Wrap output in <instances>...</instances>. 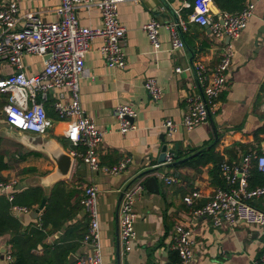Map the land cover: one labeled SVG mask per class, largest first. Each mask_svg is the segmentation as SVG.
Returning <instances> with one entry per match:
<instances>
[{
    "label": "crops",
    "instance_id": "0c3cea01",
    "mask_svg": "<svg viewBox=\"0 0 264 264\" xmlns=\"http://www.w3.org/2000/svg\"><path fill=\"white\" fill-rule=\"evenodd\" d=\"M13 1L20 17L34 12L41 22L58 20L56 9L60 0ZM249 2L255 6L253 16L239 38L229 41L228 38L215 39L208 28L190 21L194 0H125L118 6V20L126 31L123 69L108 68L100 53L103 39L91 40L84 58L86 75L79 81V102L84 114L102 132L98 147L100 164L111 167L125 159L130 160L117 176L92 172L81 158L74 157L68 178L51 183L47 180L55 173L56 166L42 150L46 148L44 139L54 142L69 155L82 151L67 141L65 123L58 120L53 109L55 101L66 103L69 100L67 89L38 97L52 124L43 136L25 133L19 138L8 130L0 117V165L6 166L0 169V183H15L6 193L0 190V209L6 213L0 210V220L10 217L20 225L21 231L28 232L39 226L41 216L50 209L49 233L30 251L33 256L41 258L60 244L69 247L63 264H76L80 257L89 254V247L82 243L88 220L79 204L87 186H95L99 192V244L103 264H173L174 227L178 224L186 226L192 233L194 255L191 264H254L264 256V226L241 223L234 227H214L209 218L193 217V211L202 208L217 190L228 189L221 175V164L238 166L243 156L259 155L264 146V0H244L243 7ZM211 6L219 13L236 14V11H222L214 1ZM211 14L213 20L219 21L217 15ZM76 17L81 27H101V15L95 7L77 9ZM151 21L161 24L158 49L151 46L142 29ZM177 22L186 26L185 30L179 31L185 45L181 50L172 49L170 33L165 28ZM17 26H24L22 18ZM229 43L233 45L234 55L216 110L207 122L187 131L181 121L186 112L185 97L197 84L194 67L202 64L206 70H214ZM46 60V57L25 55L22 61L24 73L37 75ZM177 68L180 73L175 72ZM12 72L11 66L0 60V77ZM149 78H153L162 90L158 101H153L144 88ZM120 104L132 106L137 113L132 120L135 129L125 134L119 132L112 113ZM167 120L178 125L171 137L165 133ZM54 136L61 138L63 143ZM164 147L179 153L183 157L180 160L199 154L188 159L192 161L187 165L162 168L135 180L141 173L160 166L157 160ZM211 149L220 158L219 164H214L208 155ZM80 164L85 165L83 170L78 168ZM253 166L254 161L249 176ZM172 175H176L177 180L167 186L162 177ZM151 176L157 182L159 194H152L145 188L144 182ZM137 181L144 185V191L134 205L137 239L130 250L125 251L118 232L119 198ZM31 188H40L47 198L37 218L33 219L31 213L41 203L27 212L13 209L25 207L11 206V216H8L3 200L12 195L21 203L24 201L22 194ZM193 192L199 197L193 205H186L183 198ZM252 205L264 210V198L254 200ZM12 236L13 233L8 231L0 234V264L13 261L9 263L5 258ZM73 245L76 247L71 250ZM69 256H73L70 263Z\"/></svg>",
    "mask_w": 264,
    "mask_h": 264
},
{
    "label": "built area",
    "instance_id": "2783aa9c",
    "mask_svg": "<svg viewBox=\"0 0 264 264\" xmlns=\"http://www.w3.org/2000/svg\"><path fill=\"white\" fill-rule=\"evenodd\" d=\"M214 0H194L193 14L190 21L206 27L215 39L228 38L235 41L239 38L245 25L253 16L255 6L247 3L236 14L218 13L222 22L213 20L211 5ZM125 0H60L56 9V22H41L34 12L19 15L17 4L13 0H0V60L6 61L12 68L11 75L0 77V117L5 126L18 132L45 135L52 127L46 115L43 103L38 100L40 95L67 89L69 100L66 103L55 101L53 109L59 121L65 123V138L74 148L81 152H71V156L81 158L92 172H102L109 176H117L129 163L125 159L117 165L105 167L100 164L98 147L102 132L94 121L88 118L79 102V81L86 75L84 58L89 44L94 38H102L104 43L100 53L106 66L110 69L125 67V28L118 20V6ZM3 3V5H2ZM95 7L101 15L100 28H87L78 25L76 11L79 8ZM22 18L24 26L18 28ZM185 23L169 24L173 50L184 49L185 45L179 35L185 30ZM161 24L151 21L143 26L151 46L159 47V30ZM25 55L46 57L43 69L37 75L27 76L23 71ZM234 50L232 43L225 46L217 66L212 71L206 70L202 64L194 67L197 84L192 86L185 97L186 112L181 126L190 131L207 122L214 114L220 94L225 87L226 73L229 70ZM180 73L179 68L175 69ZM144 88L153 101L161 98L162 90L153 78L145 81ZM119 126V132L125 134L135 127L130 120L137 116L136 110L127 104L117 105L113 110ZM178 125L171 120L164 123L167 137L177 131ZM173 150H166L163 165L173 162ZM264 175V146L259 155H245L241 164L229 166L221 164V175L228 189L217 190L210 200L202 207L193 211L195 218H209L214 227L238 224L264 226V210L252 205L254 200L264 198V185L250 189L248 178L251 162ZM167 186L174 184L176 175L162 177ZM14 182L0 183V190L5 193L14 188ZM144 191V185L137 181L125 189L119 204L118 232L119 240L125 251L130 250L136 241L134 229V205ZM98 195L95 186L84 188L79 204L88 220L87 232L82 243L90 249L89 254L80 257L76 264H103L100 252ZM199 197L197 192L183 198L186 205H193ZM13 197H8L12 201ZM27 212L26 208H13ZM40 222V220H39ZM175 243L172 246L177 253L180 264H191L194 255V242L191 230L182 224L174 227ZM10 263V250L5 255ZM254 264H264V256Z\"/></svg>",
    "mask_w": 264,
    "mask_h": 264
},
{
    "label": "trees",
    "instance_id": "16d2710c",
    "mask_svg": "<svg viewBox=\"0 0 264 264\" xmlns=\"http://www.w3.org/2000/svg\"><path fill=\"white\" fill-rule=\"evenodd\" d=\"M214 2L222 11H228L231 13L236 11L237 13L243 8L244 0H214ZM207 153L209 156H211V160L213 161L214 164L217 163L219 164L220 158L214 155L212 149L209 150ZM202 154L203 152L200 155ZM204 155L205 154H203L201 157H203ZM181 158L183 157L180 156L179 153L174 152L173 162L171 164L178 162V164L175 165V167H178L181 165H187L189 162L192 161V160L183 161L180 160ZM1 163H3V160H1ZM5 167L6 166L4 165V163L3 165H0V169H3ZM248 183H249L248 184L249 188H255L257 186L264 185V175L258 171L256 166H253L250 171ZM52 194L50 197H52ZM22 197L24 198V201H22L21 203H18V198L16 196L12 199V201L5 199L3 200V204L7 208L6 212L8 216H11V212H10L11 206L12 207L21 206V207H25L26 209H31L32 207L37 208V206L41 203L42 200L47 199L45 193L40 188L29 189L22 194ZM2 211L4 212V210ZM49 212L50 209L47 208L45 213L41 216L40 224L38 226L40 227V229L36 227L28 232L21 231L20 225L18 223L11 221L10 217L9 218L6 217V219L0 220V234L5 231L13 233V236L9 242L10 255L11 258L13 259V261L10 264H63L69 253V247L63 246V244H60L59 246H54L41 258L35 257L30 253V251L34 249L37 246V244H40L42 243V241L45 240V238L49 233L47 228L48 227L47 218ZM4 214L6 215L5 212ZM75 247L76 245L70 246L71 250H73ZM172 256L174 257L172 263L180 264L177 253L176 252L172 253Z\"/></svg>",
    "mask_w": 264,
    "mask_h": 264
},
{
    "label": "water",
    "instance_id": "95a60500",
    "mask_svg": "<svg viewBox=\"0 0 264 264\" xmlns=\"http://www.w3.org/2000/svg\"><path fill=\"white\" fill-rule=\"evenodd\" d=\"M211 12L213 14L217 15V17L219 19V22H222V20L219 17V14H218L219 12H218V10L216 8H212V6H211ZM0 32H1V30H0ZM263 32H264V26H263ZM130 121H132V120H130ZM7 128L11 132H13L15 136H17L19 138H20V136H23L22 134L26 133V132H18V131L14 130V129H11L9 127H7ZM36 135L43 136V135H39V134H36ZM43 143H46V148H42V150L46 151L47 155L53 160V162H54V164L56 166L55 173L51 177H49L47 180L51 183L52 181H59V180H63L65 178H68L69 175H70V172H71V167H72V163H73V159L72 158L73 157H71L69 154L65 153L62 150V148L57 146L52 141L44 139ZM166 149L167 148L164 147L162 149L161 154L158 157L157 163L160 164V166L141 173L135 180H137L139 178H142L144 176H147V175H151V174H153L155 172H159L162 168H170V167L175 166L176 164H178V162L177 163H173V164H166V165L162 164V163L165 162ZM172 152H174V151H172ZM198 154L199 153H196V154H194L192 156H189L188 158L184 159L183 161L191 159V158L197 156ZM78 168L80 170H83L85 168V165L84 164H80L78 166ZM144 185H145V188L147 189L148 192H150L152 194H159L158 185H157V182H156L154 177H152V176L148 177L145 180ZM122 195H123V193L120 194L119 203L121 201ZM44 205H45V200H42L40 206L31 213V216H32L33 219L37 218L39 212L42 211ZM71 257H73V256H69L68 263H70Z\"/></svg>",
    "mask_w": 264,
    "mask_h": 264
},
{
    "label": "rangeland",
    "instance_id": "374dc122",
    "mask_svg": "<svg viewBox=\"0 0 264 264\" xmlns=\"http://www.w3.org/2000/svg\"><path fill=\"white\" fill-rule=\"evenodd\" d=\"M50 98H51V96H50ZM54 138H55L58 142L63 143V141L61 140V138H59L58 136H54ZM61 145H63V144H61Z\"/></svg>",
    "mask_w": 264,
    "mask_h": 264
}]
</instances>
